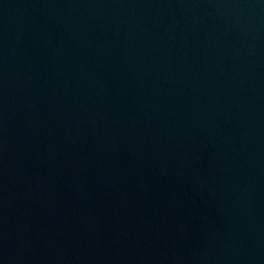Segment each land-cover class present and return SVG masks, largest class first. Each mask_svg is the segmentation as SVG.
<instances>
[{
    "label": "water",
    "instance_id": "water-1",
    "mask_svg": "<svg viewBox=\"0 0 264 264\" xmlns=\"http://www.w3.org/2000/svg\"><path fill=\"white\" fill-rule=\"evenodd\" d=\"M0 264H264V0H0Z\"/></svg>",
    "mask_w": 264,
    "mask_h": 264
}]
</instances>
